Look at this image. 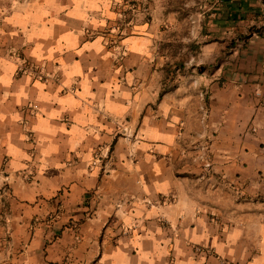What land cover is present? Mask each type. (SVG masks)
<instances>
[{"label": "crops", "instance_id": "0c3cea01", "mask_svg": "<svg viewBox=\"0 0 264 264\" xmlns=\"http://www.w3.org/2000/svg\"><path fill=\"white\" fill-rule=\"evenodd\" d=\"M34 3L44 0L17 2L20 7L9 13L0 8V250L14 245L9 261L23 264L25 244L37 240L36 253L29 255L42 264H71L73 240L81 248L89 245L84 248L89 264H99L106 254L110 264H125L138 255L137 244L140 250L157 244L167 250L159 264L188 257L194 262L203 257L205 264H248L264 256L260 247L264 216L237 211L225 219L211 211L195 213L177 224L180 231L173 239L167 219L145 216L161 205L187 212L190 200L175 191L171 199L158 193L146 201L136 183L145 171L143 161L150 160L152 172L143 175L145 184L154 175L157 182L166 180L176 190L188 183L178 178L224 185L227 172L213 168L206 174L195 159L199 148L212 141L208 136L198 138L205 131L199 125L205 107L198 101L184 103L194 91L190 87L194 82L183 74L185 58H191L202 44L223 43L232 21L253 14L264 17L263 0H147L149 17L144 13L145 18L131 23L122 21L121 14L129 0H54L64 9L55 17L65 22L63 27L50 24V17L34 15ZM11 4L8 1L7 6ZM49 27L52 35L45 38ZM81 28L83 35H78ZM240 38L246 41V33ZM37 44L42 45L43 59L31 55ZM85 45H96L100 51ZM242 59L244 70L253 73L250 59ZM16 61L52 77L38 79L34 70L21 74L22 64ZM211 99L205 96L207 117ZM165 147L168 151L162 150ZM118 173L123 176L112 186L109 178ZM234 175L238 179L240 172ZM245 195L241 193L237 200L240 209L252 207L239 204ZM109 203L119 206L108 208ZM128 217L140 220L142 228L127 229ZM153 224L164 235H153L148 241L144 237L154 232ZM225 228L248 232L249 238L237 241L235 260L220 259L214 247V236L218 237L215 243L225 241ZM205 229L206 242L183 241ZM197 247L206 254L198 253ZM176 248L185 255L177 257ZM241 253L244 259L239 258Z\"/></svg>", "mask_w": 264, "mask_h": 264}, {"label": "clouds", "instance_id": "9594fccd", "mask_svg": "<svg viewBox=\"0 0 264 264\" xmlns=\"http://www.w3.org/2000/svg\"><path fill=\"white\" fill-rule=\"evenodd\" d=\"M258 2V0H257ZM8 0H0V8L3 13H9L12 9L19 8L20 5L13 2L11 8L7 6ZM33 9L35 14H39L41 18L50 17V24H58L63 27L64 21L56 19L59 12L64 9L54 0H44V3H34ZM93 7H95L93 5ZM101 7H103L101 5ZM264 8V4L261 5ZM69 16L74 13L69 12ZM83 18V17H80ZM94 23V21H90ZM102 24L103 21L101 20ZM243 25V27H241ZM261 30L258 32L253 28ZM264 17L251 15L244 20L232 21L227 25V38L212 43L202 44L201 48L193 53L191 58H185V76L190 77L194 82L190 87L194 91L189 94V101L200 102L202 107H207L205 96H211L212 110L207 118H201L199 125L205 131H202L198 138L202 139L208 136L212 143L209 145L205 142L208 148V153L204 157L199 158V164L203 165L201 171L206 170V174L210 173L213 168H219L228 173V179L221 187H216L214 182L199 180L198 178H178L188 180V183L182 190H176L174 187H169L166 180L156 181V176L150 175V182H143V175L152 172L150 160H145L146 165L144 173H141L137 178L138 191L145 196L146 201L155 199L156 194H161L169 199L172 198L173 192L179 191L180 194L190 200L191 206L187 212L183 208H177L175 205H161L158 209H151L145 216L155 219H167L171 224L170 231H173V239L179 233L177 224L183 222L195 215V213H204L211 211L213 216L224 215L227 219L233 216L237 211H246L249 214H260L264 216V147H260L264 143ZM84 29L78 31V35H83ZM241 33H246L247 40L240 38ZM16 33L13 32L12 35ZM33 32V35H36ZM45 38L52 35L51 28L44 30ZM29 40L32 39L30 35ZM201 40L206 37H201ZM27 42V41H25ZM248 43L247 48H242L241 45ZM42 45L37 44L36 50L31 53L37 59H43L40 56V48ZM85 49L95 48L97 52L100 49L96 45H85ZM58 48H53L52 51H58ZM83 51V49H81ZM249 58L251 67L255 69L253 73H249L242 67L243 59ZM46 59L50 60L49 54ZM17 64H22L23 61H16ZM78 74V73H77ZM255 81V82H254ZM247 82V83H246ZM38 87H43L38 85ZM23 94V93H22ZM18 118V117H17ZM205 119L207 122H205ZM171 143V141H169ZM244 149H247L245 151ZM163 151H168L165 147ZM212 165V168H209ZM246 165V167H245ZM236 171L240 172V177L237 179L234 175ZM159 175V173H156ZM123 173L113 174L109 179L112 186H116L120 182ZM241 193H245V198L239 200V204H251L248 209H240L237 200ZM102 204L105 202L101 198ZM259 205V207H257ZM114 203L106 204V207H118ZM199 223H203L201 219ZM124 224L127 229H141L142 222L134 220L131 217L125 218ZM154 232L146 233L144 239L152 241L153 235L163 237L162 229L153 224ZM225 241L215 243L218 237L214 236V247L219 254V258L230 257L235 260L237 257V241L244 238H249L248 232L244 228L234 229L231 232L227 228L223 229ZM264 235V230L261 231ZM209 232L205 229L201 235H191L183 237L185 243H200L207 241ZM137 240L140 237L136 238ZM167 244V240H163ZM181 241L177 240L179 244ZM94 246V241L90 242ZM74 248L70 249L71 264H89L88 254L84 248L89 247L88 244L84 248L80 247L78 240H73ZM14 245H9L7 248L0 250V264H15L14 261H9L11 249ZM138 249V255L129 257L125 264H159L162 257L167 256L168 252L165 249L155 245L153 249L140 250L139 245H135ZM39 247V241L35 244H25L24 255L27 259L23 264H42V261L36 258L35 255ZM124 248L130 247L129 244H123ZM175 247V245H169ZM262 252H264V241L260 242ZM247 249H244L246 252ZM185 255L179 248H176V256ZM240 259H244V254L241 253ZM111 257L105 255L99 264H110ZM174 264H205L203 257L198 261H193L188 257L184 261L176 260ZM226 264V262H225ZM248 264H264V256L248 261Z\"/></svg>", "mask_w": 264, "mask_h": 264}, {"label": "rangeland", "instance_id": "374dc122", "mask_svg": "<svg viewBox=\"0 0 264 264\" xmlns=\"http://www.w3.org/2000/svg\"><path fill=\"white\" fill-rule=\"evenodd\" d=\"M10 2H21V1H25V0H8ZM147 4V0H129V3H128V7L122 11L121 14H124L126 15V17H123L122 16V21H126L131 23V22H135L136 19H138L139 17H144L145 18V14L146 13V17L148 15V6L146 5ZM196 7L194 6V9ZM193 12H197V11H193ZM199 12V11H198ZM253 28H255L256 31H259L261 30L260 28H256L255 25H253ZM261 28H264V25H261Z\"/></svg>", "mask_w": 264, "mask_h": 264}, {"label": "built area", "instance_id": "2783aa9c", "mask_svg": "<svg viewBox=\"0 0 264 264\" xmlns=\"http://www.w3.org/2000/svg\"><path fill=\"white\" fill-rule=\"evenodd\" d=\"M122 16L126 17V15H124V14H122ZM32 70H34L33 73H36V78H38V79L46 80V79H49L52 77V75H50V74H42L43 72L40 68L39 69L35 68V66H33L32 64H28L27 62L22 63V65H20V67H19V71L21 74H28ZM206 117H207V110H206V108H203L202 118H206ZM207 153H208V148L205 145H202L199 148V154L195 157V159L199 162V158L206 156ZM201 166L203 168L202 164H201ZM209 168H211V165H209ZM196 251L198 253H201V254H206V251L204 250V248H201V247H197Z\"/></svg>", "mask_w": 264, "mask_h": 264}, {"label": "trees", "instance_id": "16d2710c", "mask_svg": "<svg viewBox=\"0 0 264 264\" xmlns=\"http://www.w3.org/2000/svg\"><path fill=\"white\" fill-rule=\"evenodd\" d=\"M263 2H264V0H263Z\"/></svg>", "mask_w": 264, "mask_h": 264}]
</instances>
